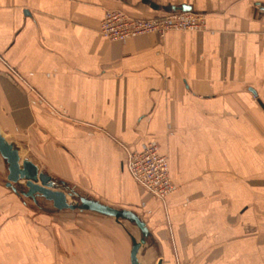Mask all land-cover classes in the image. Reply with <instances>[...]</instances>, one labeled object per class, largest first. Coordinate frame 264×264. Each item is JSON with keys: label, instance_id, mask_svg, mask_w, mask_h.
Segmentation results:
<instances>
[{"label": "crops", "instance_id": "0c3cea01", "mask_svg": "<svg viewBox=\"0 0 264 264\" xmlns=\"http://www.w3.org/2000/svg\"><path fill=\"white\" fill-rule=\"evenodd\" d=\"M117 6L207 22L113 42L99 29ZM0 126L40 171L140 213L143 264H264V0H0ZM151 140L178 187L166 203L127 166ZM75 209L9 211L0 264H132L141 227Z\"/></svg>", "mask_w": 264, "mask_h": 264}, {"label": "built area", "instance_id": "2783aa9c", "mask_svg": "<svg viewBox=\"0 0 264 264\" xmlns=\"http://www.w3.org/2000/svg\"><path fill=\"white\" fill-rule=\"evenodd\" d=\"M102 23L101 34L113 41L131 38L134 35H145L150 31L167 34L169 30L193 29L200 30L205 25L202 14H193L191 10L174 11L158 18H140L126 12L122 8L108 10ZM152 143L133 154L131 163L132 174L145 185L146 189L164 199L174 189L171 180V169L167 156H162Z\"/></svg>", "mask_w": 264, "mask_h": 264}, {"label": "water", "instance_id": "95a60500", "mask_svg": "<svg viewBox=\"0 0 264 264\" xmlns=\"http://www.w3.org/2000/svg\"><path fill=\"white\" fill-rule=\"evenodd\" d=\"M185 10L189 7L185 6ZM1 127V126H0ZM0 152L2 156L8 161L9 164V181L6 185L12 187L19 194H25L28 197H32L37 200V196L45 197L50 199L54 203L56 209H88L94 212H100L107 216H116L122 220H130L132 223L137 224L143 230V238L139 241L135 240L132 246V264H143L139 261V253L141 245L147 242L149 235V227L147 222L142 218L141 214L137 213L131 208H118L114 205H109L104 203L100 199H94L89 196H80L81 202L73 203L69 201L67 197V192L65 190L57 189L56 182L54 178L49 175L48 172L40 171L39 166L32 159H22L21 152L17 146L9 142L5 133L2 132L0 128ZM25 181V186L27 190L20 189L15 183ZM56 188V189H55ZM73 193V192H72ZM161 264V263H160Z\"/></svg>", "mask_w": 264, "mask_h": 264}, {"label": "rangeland", "instance_id": "374dc122", "mask_svg": "<svg viewBox=\"0 0 264 264\" xmlns=\"http://www.w3.org/2000/svg\"><path fill=\"white\" fill-rule=\"evenodd\" d=\"M117 8H122L126 12L130 13L125 8L117 6V7H113V8H111V7L107 8L106 11H105V14L108 13L107 12L108 10H110V9L113 10V9H117ZM175 11H177V10H175ZM179 11H182V10H179ZM172 12H174V11H172ZM192 13L193 14H198V15L202 14L205 17V22L204 23L206 25L207 21H206V16H205L204 13H200V12L199 13H195L193 11H192ZM105 14L103 15V17L101 19L102 22H101V26H100V29H99V33L101 32V29H102V23H103V18L105 16ZM130 14H133V13L131 12ZM168 14H170V13L163 14V15H168ZM133 15H135V14H133ZM163 15H158V16H163ZM136 16H138V15H136ZM158 16L157 17H152V19L158 18ZM140 18H151V17H140ZM205 25L200 30H202L205 27ZM186 30H193V29H186ZM186 30H181V31H186ZM200 30H194V31H200ZM169 31H171V30H169ZM149 33L161 34V35H165L166 34V33L162 34L161 32L158 33V32L150 31L148 33H145V35L149 34ZM145 35H140V36H145ZM135 36H139V35H134L132 37H135ZM106 38H108V37H106ZM131 38H128L127 40H129ZM110 40H112V39H110ZM119 40H125V39H118L117 41H113V40L112 41L113 42H118ZM150 143H152L153 145L157 146V148H158L157 151H158L159 154H161L162 156H164V155L167 156V158L169 160L168 164H169V167H170L171 159H170L169 154L162 153L160 151L161 148H160L159 144L157 143V141L151 140L150 142L145 143L144 145H142V147L137 148V150H133V151L128 152L129 159H128L127 166H128V169H130L131 174H132V171H131V168L129 166V163H131V159H132L133 154H136L137 152H140L141 149H144V148L146 149V146L148 144H150ZM8 168H9L8 161L2 156V153L0 152V226H1L2 222H5L7 220L8 216L10 215L9 211H11V210L20 211L21 207H23L24 209L29 210L30 213L33 214V217H32L33 221H36L37 218L38 219L41 218L42 212H44V211L48 212V214L50 215L51 212H55L56 213L59 210V209H56L55 206H52L50 204V202H49V204H47L46 201H48V200L45 197L37 196V200L38 201H36L31 196L28 197L25 194H19L12 187H8L6 185L7 181H9L8 177H9V174H10L9 171H8ZM170 169H171V174H172V168L170 167ZM132 175H133V178L136 180V182H139L144 187L145 191H147L149 194H151V195L153 194L156 197V199L159 200V202L166 203L168 198L170 197V195H173L175 190L178 188L177 184L173 180V177H172L173 174H172L171 175V180L173 181L172 183L174 185V189H171V191L166 195V197L164 199H161L157 195H155L154 193L149 192L146 189L145 185L142 184V182H140L139 180H137L135 178L134 174H132ZM54 181L56 182V185H57L56 188L57 189H61L62 188L63 190H65L67 192V197L69 198L70 202H73V203L81 202V198H79V197L80 196H84L85 194H83V191L79 190L76 185H74V184H63L60 179H56V180L54 179ZM15 184L18 187H20V189L27 190V187L25 186V181H20V182H17ZM53 205H54V203H53ZM60 210H62V209H60ZM75 210L78 211V212H85L84 210L77 209V208ZM63 211H66V210L64 209ZM17 214H18V212H17ZM54 216H57V215L55 214Z\"/></svg>", "mask_w": 264, "mask_h": 264}]
</instances>
